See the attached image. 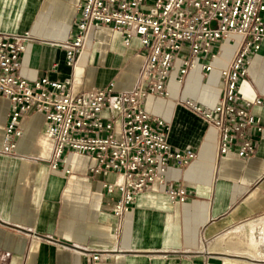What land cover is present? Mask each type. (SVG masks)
Returning <instances> with one entry per match:
<instances>
[{"label":"crops","instance_id":"1","mask_svg":"<svg viewBox=\"0 0 264 264\" xmlns=\"http://www.w3.org/2000/svg\"><path fill=\"white\" fill-rule=\"evenodd\" d=\"M79 2L0 0V31L35 37L20 53V75L28 81L72 77L77 93L111 81L115 90L132 88L144 51L137 38L125 46L122 33L108 26L92 32L74 68L67 64L58 42L71 33ZM235 48L236 41L223 40L210 71L197 66L178 83L173 70L169 96L146 97V111L168 126L169 144L193 149L197 156L183 168L170 164L164 182L139 193L121 224L113 213L117 191L108 194L103 187L114 173L89 172L93 159L76 152L63 158L69 173L50 168L53 141L41 113L23 114L14 153L1 152L9 103L0 95V264H217L219 256L205 249L208 243L264 216V39L240 84L243 99H261L251 107L262 126L253 132L252 156L219 155L216 130L179 100L213 106L221 92V69ZM170 185L183 187L186 200L172 201L165 192ZM92 253L103 255L92 260Z\"/></svg>","mask_w":264,"mask_h":264},{"label":"built area","instance_id":"2","mask_svg":"<svg viewBox=\"0 0 264 264\" xmlns=\"http://www.w3.org/2000/svg\"><path fill=\"white\" fill-rule=\"evenodd\" d=\"M99 26L120 31L125 46L138 39L145 60L132 88L115 90L111 81L77 93L72 77L28 81L19 73V56L35 37L28 31H0V95L9 103L2 153H14L21 134L20 117L27 112L41 113L45 133L53 141L50 168L69 173L63 158L76 152L93 159L89 172L114 173L115 179L104 182L103 187L108 194L117 191L113 213L121 224L139 193L155 181L164 182L170 164L183 168L197 156L193 149L169 144L168 126L146 111V97H168L167 81L173 70L178 83L197 66L203 73L210 71L220 43L229 39L236 41V48L221 69L216 103L208 107L185 99L179 104L216 130L219 155L234 152L246 159L254 154L253 132L261 131L262 126L251 107L261 99H243L240 84L264 39V0H80L71 33L58 42L69 66H76ZM165 192L172 201L187 198L178 185L168 186ZM102 255L92 253L91 259Z\"/></svg>","mask_w":264,"mask_h":264},{"label":"bare ground","instance_id":"3","mask_svg":"<svg viewBox=\"0 0 264 264\" xmlns=\"http://www.w3.org/2000/svg\"><path fill=\"white\" fill-rule=\"evenodd\" d=\"M250 230L247 235L241 225L238 231L231 230L219 235L220 243H228L232 248L239 249V254H245L253 260L264 262V219H254L249 222ZM222 264H242L239 261L224 259Z\"/></svg>","mask_w":264,"mask_h":264},{"label":"rangeland","instance_id":"4","mask_svg":"<svg viewBox=\"0 0 264 264\" xmlns=\"http://www.w3.org/2000/svg\"><path fill=\"white\" fill-rule=\"evenodd\" d=\"M264 219V216H260V217H255V218H251L249 220H246L244 222H242L241 224H238L228 230H225L224 232L227 231H231V230H235L238 231L240 226L242 225L248 235L249 230H250V225L249 222L254 220V219ZM208 247H205V249L207 250H213L215 252L216 256H219V262L217 264H222V262L224 261V259H228L229 261H239L242 264H264V262H260L258 260H253L250 257H247V255L245 254H239L237 250L240 249V247H238L239 249H234L232 248L231 244L228 243H220L219 242V236L216 237L215 242H209L208 243Z\"/></svg>","mask_w":264,"mask_h":264}]
</instances>
